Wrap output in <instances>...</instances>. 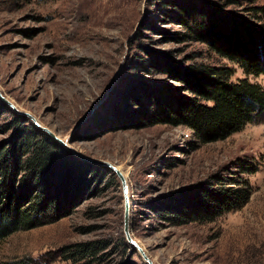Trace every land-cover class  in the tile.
<instances>
[{
	"label": "rangeland",
	"instance_id": "1",
	"mask_svg": "<svg viewBox=\"0 0 264 264\" xmlns=\"http://www.w3.org/2000/svg\"><path fill=\"white\" fill-rule=\"evenodd\" d=\"M212 1L244 13L248 5L264 4ZM199 3L0 0V89L81 153L123 171L131 236L156 264H264V117L202 143L184 124L138 126L143 102L126 96L139 85L185 92L172 73L146 66L151 54L171 58L176 66L227 63L235 69L233 79L248 76L264 84V73L247 74L188 36L181 14ZM0 114L1 122L18 115L1 99ZM10 133L1 130L0 141ZM240 159L257 165L240 172L251 185L242 205L212 220L177 223L167 215L176 213L170 201L181 189L183 194L205 181L220 185L221 176L235 175ZM82 160L92 168L69 213L2 238L0 264H148L124 230L121 179L109 167ZM85 240L97 242L93 254L76 252Z\"/></svg>",
	"mask_w": 264,
	"mask_h": 264
},
{
	"label": "trees",
	"instance_id": "2",
	"mask_svg": "<svg viewBox=\"0 0 264 264\" xmlns=\"http://www.w3.org/2000/svg\"><path fill=\"white\" fill-rule=\"evenodd\" d=\"M246 7L244 13L224 9L216 1L200 0L199 5L183 8L181 17L189 37L207 43L247 74L259 75L264 73V4ZM144 62L172 73L186 93L170 94L160 86L147 85L128 92L127 98L143 102L135 122L138 126L184 124L203 143L226 138L264 117V84L248 76L233 79L235 69L227 63L176 66L173 59L157 54ZM1 130L11 133L0 141V240L16 230L67 215L92 168L20 114L6 122H1L0 114ZM237 167L232 172L235 175L221 176L218 186L205 181L192 190L184 189L183 194L181 189L170 201L171 211L176 213L167 215L177 223L212 220L242 205L251 194V185L240 172L254 171L257 165L240 159ZM76 246V252L93 254L97 242L85 240Z\"/></svg>",
	"mask_w": 264,
	"mask_h": 264
},
{
	"label": "water",
	"instance_id": "3",
	"mask_svg": "<svg viewBox=\"0 0 264 264\" xmlns=\"http://www.w3.org/2000/svg\"><path fill=\"white\" fill-rule=\"evenodd\" d=\"M0 99L6 103L13 111H15L18 114H22L25 115L27 117H29L31 119V121H33V123L41 130L47 132L51 137H53L58 143H60L61 145H63L65 148H67L68 150H70L72 153H74L75 155H77L78 157L85 159L87 161L96 163V164H100V165H104L106 167H109L110 169H112L113 171H115L117 173V175L119 176V178L122 181V185H123V191H124V197H125V212H124V230L127 236L128 241L134 245L138 251L141 253V255L143 256V258L145 259V261L148 264H156L153 259L149 256V254L147 253V251L143 248V246L131 236L130 233V226H129V219H130V213H131V202H130V196H129V186H128V182H127V178L124 175L123 171L117 167V165L111 161L105 160V159H99L96 157H92L86 154L81 153L79 150H77V148H75L74 146H72L71 144L68 143L67 140H65L63 137H61L58 133H56L52 128H50L49 126L44 125L43 123H41L37 117H35L32 113H30L27 110H23L21 108H19L16 103H14L12 100H10L6 95H4V93L1 91L0 89Z\"/></svg>",
	"mask_w": 264,
	"mask_h": 264
}]
</instances>
